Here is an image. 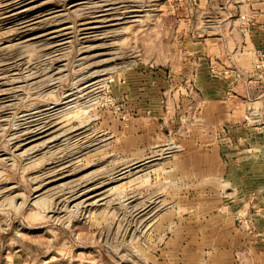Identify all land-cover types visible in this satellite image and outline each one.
I'll list each match as a JSON object with an SVG mask.
<instances>
[{
  "label": "rangeland",
  "instance_id": "rangeland-1",
  "mask_svg": "<svg viewBox=\"0 0 264 264\" xmlns=\"http://www.w3.org/2000/svg\"><path fill=\"white\" fill-rule=\"evenodd\" d=\"M0 264H264V0H0Z\"/></svg>",
  "mask_w": 264,
  "mask_h": 264
},
{
  "label": "bare ground",
  "instance_id": "bare-ground-1",
  "mask_svg": "<svg viewBox=\"0 0 264 264\" xmlns=\"http://www.w3.org/2000/svg\"><path fill=\"white\" fill-rule=\"evenodd\" d=\"M69 26H70V25H69ZM69 26H68V27H69ZM64 27H65V26H64ZM62 28H63V27H62ZM65 28H66V27H65ZM71 28H72V27H71ZM63 30H64V29H63ZM71 30H72V29H71ZM67 33H68V31H67ZM63 34H64V33H63ZM65 34H66V33H65ZM65 34H64V35H65ZM66 35L68 36V34H66ZM65 37H66V36H65ZM37 116H38V115H37ZM38 117H40V116H38ZM35 120H36V118H35ZM39 120H41V119H39ZM31 121H32V120H31ZM33 121H34V120H33ZM40 125H41V124H40Z\"/></svg>",
  "mask_w": 264,
  "mask_h": 264
}]
</instances>
